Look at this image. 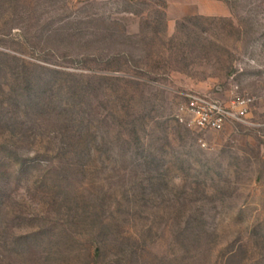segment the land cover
<instances>
[{
    "label": "rangeland",
    "instance_id": "rangeland-1",
    "mask_svg": "<svg viewBox=\"0 0 264 264\" xmlns=\"http://www.w3.org/2000/svg\"><path fill=\"white\" fill-rule=\"evenodd\" d=\"M0 264H264V0H0Z\"/></svg>",
    "mask_w": 264,
    "mask_h": 264
},
{
    "label": "built area",
    "instance_id": "built-area-1",
    "mask_svg": "<svg viewBox=\"0 0 264 264\" xmlns=\"http://www.w3.org/2000/svg\"><path fill=\"white\" fill-rule=\"evenodd\" d=\"M250 102L248 96L224 101L208 92L190 91L177 104L174 118L179 124L198 131H220L230 124L246 123Z\"/></svg>",
    "mask_w": 264,
    "mask_h": 264
}]
</instances>
